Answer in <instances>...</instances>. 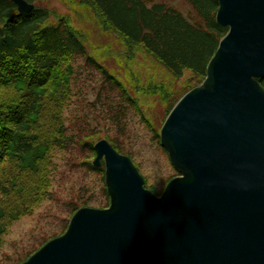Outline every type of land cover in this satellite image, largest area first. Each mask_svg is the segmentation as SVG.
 <instances>
[{
	"label": "water",
	"instance_id": "obj_1",
	"mask_svg": "<svg viewBox=\"0 0 264 264\" xmlns=\"http://www.w3.org/2000/svg\"><path fill=\"white\" fill-rule=\"evenodd\" d=\"M215 1L228 33L160 135L179 177L157 197L100 141L93 166H105L110 207L79 209L22 264H264V0Z\"/></svg>",
	"mask_w": 264,
	"mask_h": 264
},
{
	"label": "rangeland",
	"instance_id": "obj_2",
	"mask_svg": "<svg viewBox=\"0 0 264 264\" xmlns=\"http://www.w3.org/2000/svg\"><path fill=\"white\" fill-rule=\"evenodd\" d=\"M86 1L41 0L39 5L51 12L52 22L65 19L88 55L120 86L110 90L101 71L77 57L65 61L45 87L41 111L32 118L31 131L24 134L31 152L8 153L0 164V264L28 261L67 232L79 209L110 207L105 166L104 173L86 166L96 160L95 145L102 140L129 157L145 180V188L157 197L180 175L160 135L170 104L203 81L197 83L190 71L175 78L143 47H131L105 31ZM173 5L191 11L183 2ZM19 93L14 88L1 90L0 101L11 96L19 99ZM126 96L134 104H126ZM68 136L73 143L67 149L56 144ZM86 144L93 145L94 151Z\"/></svg>",
	"mask_w": 264,
	"mask_h": 264
},
{
	"label": "trees",
	"instance_id": "obj_3",
	"mask_svg": "<svg viewBox=\"0 0 264 264\" xmlns=\"http://www.w3.org/2000/svg\"><path fill=\"white\" fill-rule=\"evenodd\" d=\"M26 1L34 4L35 9L20 14L12 1L0 0V91L14 88L21 92L19 99L11 96L0 101V164L8 153L21 156L31 152L32 145L24 134L31 131V120L41 111L43 90L61 71L65 61L84 57L92 67L101 71L110 90L120 86L107 69L88 55L86 46L65 19L52 22L51 12L39 5L41 0ZM86 2L100 17L105 31L123 39L131 47H143L177 79L190 71L197 83H201L207 76L208 64L220 41L228 33V28L217 24L219 4L215 0ZM176 2L185 3L191 11H182L173 5ZM258 81L264 87V78ZM126 97V104H134L130 97ZM179 100L176 98L170 104L168 113ZM121 115L124 116L125 112L122 111ZM72 143L71 136L56 141L64 149ZM85 146L94 151L93 145ZM86 166L104 173V167L96 168L91 163ZM74 209L78 210L77 207Z\"/></svg>",
	"mask_w": 264,
	"mask_h": 264
}]
</instances>
